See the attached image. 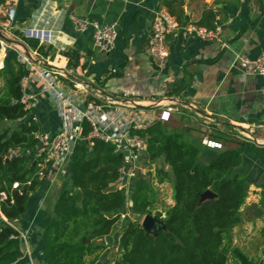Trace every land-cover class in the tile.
Segmentation results:
<instances>
[{
  "label": "crops",
  "instance_id": "obj_1",
  "mask_svg": "<svg viewBox=\"0 0 264 264\" xmlns=\"http://www.w3.org/2000/svg\"><path fill=\"white\" fill-rule=\"evenodd\" d=\"M7 6L15 9L11 22L6 17ZM172 7L185 17L184 21L197 24L202 12L210 9L222 30L219 40L210 41L196 37L182 39L178 31L170 33L165 72L157 70L144 51L152 13L159 8L166 9L161 0H4L0 6V31L7 38L8 35L17 37L15 31L41 38L50 54L77 52L76 74L85 80L77 77L96 95L136 99L145 105L166 95L176 97L186 107L176 106L177 110L171 113L168 122L181 123L173 129L182 132L187 142L200 148L202 159L211 156L213 151L205 149L207 147L200 142L207 134L220 142L222 148H233L238 142L248 140L264 145V78L244 75L235 62L237 54L255 57L264 48V0H178ZM70 16L93 19L102 24L115 23L117 36L113 50L94 52L92 29L76 31ZM14 40L9 38L6 42L12 45ZM8 49L13 50L0 45V68L6 63ZM85 62L88 64L83 67ZM83 69L85 73L81 72ZM112 71L118 74L110 75ZM166 75H171L172 80L165 81ZM174 84L181 87L179 92L167 94ZM27 90L36 97L30 115L36 117L42 132L55 133L60 120L54 103L33 81L28 83ZM203 117L209 118V122ZM25 120L26 117L12 121L16 122L13 126ZM207 127L224 133L219 138H212L213 132L207 133ZM233 130L239 134L243 132L244 137L237 135L238 139L226 146V137ZM25 152L36 157L37 149ZM239 170L245 173L249 191L241 206L242 219L231 231V245L237 246L251 264H264V239L260 235L264 224V166L247 146L243 147ZM65 178L66 175H57L52 181L41 180L35 191L29 193L23 214L8 222L14 230L21 232L17 240L22 255L13 264L42 261L41 231L66 184ZM252 205L261 210L260 215H252ZM123 224L97 239L106 240L112 236L116 244ZM226 264L238 263L229 256Z\"/></svg>",
  "mask_w": 264,
  "mask_h": 264
},
{
  "label": "trees",
  "instance_id": "obj_2",
  "mask_svg": "<svg viewBox=\"0 0 264 264\" xmlns=\"http://www.w3.org/2000/svg\"><path fill=\"white\" fill-rule=\"evenodd\" d=\"M161 3L179 22H184L185 17L172 7L178 0H161ZM213 20V11L204 10L198 24L212 27ZM15 35L29 47L47 55L48 51L38 47L36 39L24 37L19 31H15ZM65 54L69 56L70 65L75 67L78 53L66 51ZM5 61L0 68L3 78L0 191L6 193V198L0 202V211L12 222L23 214L29 193L41 182L35 177L40 158H32L25 152L37 146L39 140L35 134L41 132V127L21 102L20 80L28 70L13 50H7ZM86 64L88 62L83 63V67ZM116 73L112 71L110 75ZM180 88L174 84L167 94H176ZM24 117L26 120L18 126L5 125L7 121ZM86 131L88 127L84 123L83 132ZM213 131L212 138L224 133L219 129ZM139 134L147 142L145 155L152 159L163 158L169 167V173L157 169V176L160 181L164 177L171 180L173 204L156 212L163 225L154 232L145 231L135 218L125 220L119 230L115 254L105 264H226L229 256L238 264H251L237 246L231 245V231L242 219L241 206L248 194L249 183L244 171L239 170L243 147H249L264 166V145L248 140L238 142L233 148H205L213 151L211 156L202 159L198 146L187 142L182 132L168 129L160 122ZM122 167L123 157L114 152L111 143L95 139L91 146L85 143L74 146L67 163L66 184L41 231L42 261L39 264H95V257L86 261V257L102 249V245L94 241L118 226L125 206L124 190L114 186ZM29 177H33L31 184L23 185ZM13 182H18L19 188L12 189ZM206 189L215 197L200 201ZM77 191L81 192L80 200L74 197ZM127 199L133 217L151 214L155 199L150 183L143 177L133 179ZM13 234H17L16 231L0 220V264H10L22 255L18 240L10 238ZM260 234L264 239V224Z\"/></svg>",
  "mask_w": 264,
  "mask_h": 264
},
{
  "label": "built area",
  "instance_id": "obj_3",
  "mask_svg": "<svg viewBox=\"0 0 264 264\" xmlns=\"http://www.w3.org/2000/svg\"><path fill=\"white\" fill-rule=\"evenodd\" d=\"M3 1L0 0V6ZM5 13L8 21L11 22L14 19L15 9L7 6ZM70 20L76 31H85L89 27L92 29V50L94 52L109 53L115 47L117 36L115 23L102 24L93 19H80L75 16H70ZM221 30V24L217 20H214L212 27L188 21L179 22L166 9L159 8L152 13L144 51L157 70L165 72L169 57L167 38L170 33L178 31L182 39L196 37L210 41L219 40ZM22 35L36 39L38 47L48 50L41 38L26 33ZM22 43L14 41L12 45H9L0 38L2 48L11 47L18 61L28 70V73L20 80L21 102L29 111L35 106V94L27 90L28 83L33 81L39 85L41 92L54 103L60 120V127L55 133L49 134L41 131L35 134L39 140L35 147L36 157L40 158L35 177L40 181L44 179L52 181L53 176L66 175L68 159L74 146L78 143L91 146L95 139L111 143L114 152L123 157V164H127V170L130 166L135 167L144 157L147 146L145 137L141 136L139 131L145 130L155 122H168L171 113L177 110L176 106L186 107L172 95H166L145 106L136 99L126 100L96 95L90 90L88 84L78 79L79 74H76L75 67L70 65L67 54L55 52L43 55L36 49L28 48L26 42ZM235 62L244 75L264 78V48L255 57L242 53L237 54ZM81 72L85 73L86 70L83 69ZM172 78L171 75H166L164 80L169 82ZM31 117L36 120L34 115ZM203 119L205 122L210 120L207 117ZM84 123L88 127L86 132H83ZM206 131L209 133L212 129L207 127ZM240 133L243 134L241 131ZM200 142L210 149H222V144L211 139L208 134ZM127 170L114 183L116 188H123V179ZM122 171L123 167L121 173ZM32 178H27L23 185H30ZM11 188H19L18 182H13ZM5 198L6 193L0 191V202ZM0 220L7 224L9 222L1 211ZM16 233L10 238L17 239L21 232L16 231ZM29 264L35 263L29 260Z\"/></svg>",
  "mask_w": 264,
  "mask_h": 264
},
{
  "label": "rangeland",
  "instance_id": "obj_4",
  "mask_svg": "<svg viewBox=\"0 0 264 264\" xmlns=\"http://www.w3.org/2000/svg\"><path fill=\"white\" fill-rule=\"evenodd\" d=\"M5 37H6V39H9V38L15 39L18 42L20 41V43L23 42L21 39H19L18 36L14 37L12 35H8V38H7V36H5ZM27 47L29 48V46H27ZM78 77H79V79L85 80L84 78H81L80 76H78ZM2 84H3V78L0 77V90L2 89ZM142 105H145V104H142ZM15 124H16V122H12V121L6 122V125H8L10 127H12ZM163 125L168 127V129H173L177 126H180L181 123L171 121L170 123L169 122L164 123ZM192 126H194V125H192ZM192 126H190V127H192ZM212 132H214V131L212 130ZM237 135L244 137L243 134H239V132H237V131L233 130V131L229 132V135H227L226 140H225L226 146L227 145L231 146L230 142L236 141L238 139L236 137ZM159 168H161V169H163L169 173V167L164 162L163 158L152 159V158H149L148 156L144 155V157H142V159H140V161L137 163V165L135 167L130 166V168L127 170V173L125 174L124 179H123V188L122 189L124 190L126 200H125L124 209L122 210L121 219H119L120 225L125 220L130 219V218H135V219L139 220L140 223H142V219H143L144 215H135V217H133L132 213L129 210L130 204L128 203V199H127L130 184L133 181V179L136 177H143L151 185L152 193L154 195L155 202H154V207L152 208L150 215H152L154 218H157L156 217L157 211H159V210L162 211L167 206L173 204L172 191H171V180L168 177L167 178L164 177L160 181L159 177L157 176V169H159ZM255 232L258 235L259 231L257 230ZM111 237L106 239V240L97 239L94 241V243L102 245V249L99 252H97L95 255H91V257L89 256L88 261H90L93 257L96 258L95 264H105V263H109L112 260L114 254H115L116 244H115L114 238L112 239Z\"/></svg>",
  "mask_w": 264,
  "mask_h": 264
},
{
  "label": "water",
  "instance_id": "obj_5",
  "mask_svg": "<svg viewBox=\"0 0 264 264\" xmlns=\"http://www.w3.org/2000/svg\"><path fill=\"white\" fill-rule=\"evenodd\" d=\"M0 38L5 40V41H8V39H6V37L3 35V33L1 31H0ZM126 170H127V164L124 163L123 164V171L120 174V176H122L123 173L126 172ZM22 192L25 193L26 189H23ZM74 197L76 200H80L81 192L77 191L75 193ZM213 197H215V194L211 190L206 189L200 195V201H203V200L209 199V198H213ZM251 211H252V215H254V216H258L261 214V210L258 207H256V205H252ZM140 224H141L142 228L147 232H154L157 228H160L163 225V223L160 219L154 218L150 214H145L143 219H142V223H140Z\"/></svg>",
  "mask_w": 264,
  "mask_h": 264
}]
</instances>
